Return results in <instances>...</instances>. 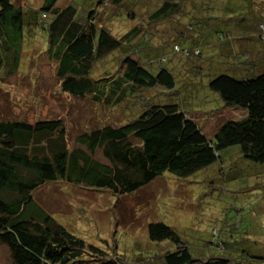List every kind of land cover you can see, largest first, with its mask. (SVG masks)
<instances>
[{
  "label": "trees",
  "instance_id": "trees-1",
  "mask_svg": "<svg viewBox=\"0 0 264 264\" xmlns=\"http://www.w3.org/2000/svg\"><path fill=\"white\" fill-rule=\"evenodd\" d=\"M58 1L42 0L27 23L25 6L0 0V73L10 75L18 69L24 33L34 20L44 33V53L55 62L63 92L110 105L125 101V109L135 106L136 114L119 125L83 130L75 138L77 146L68 143L59 119L26 122L0 114V244L9 252L8 264H129L60 224L37 203L34 192L47 183L65 182L108 190L114 196L131 194L166 171L186 178L220 163L221 153L229 147H237L244 159L263 164L264 24L257 27L258 40L252 45L249 41L245 49L232 33L213 35L205 25L201 5L220 12L225 0H156L145 22L116 36L97 24V9L110 4L122 11L129 0H95L89 10L80 9L76 1L65 6H58ZM132 11H125L129 19ZM164 23H173L174 31L162 27L163 39L150 45L151 29ZM168 37L172 53L181 61L179 72H174V58L169 68L165 55L152 56ZM205 45L227 56L237 73L215 75L208 88L223 102L221 109L244 111L238 119L222 121L211 137L173 99L177 77L190 68L189 61L205 57ZM117 50L124 53L117 72L93 76L94 65ZM142 89H156L158 97L137 94ZM99 153L104 162L97 159ZM147 235L151 241L176 245L164 250L161 264H229L224 256H192L177 231L163 222L149 223ZM151 259L139 258L134 264H153Z\"/></svg>",
  "mask_w": 264,
  "mask_h": 264
},
{
  "label": "rangeland",
  "instance_id": "rangeland-1",
  "mask_svg": "<svg viewBox=\"0 0 264 264\" xmlns=\"http://www.w3.org/2000/svg\"><path fill=\"white\" fill-rule=\"evenodd\" d=\"M14 1L28 9L27 23L30 13L42 2ZM73 1L81 4L78 5L80 9L89 10L95 0H59L58 6ZM155 4L156 0H129L122 11L106 4L97 9L96 22L121 36L131 26L145 22ZM129 8L133 10L130 19L125 15ZM187 8L191 14L192 9ZM121 12L122 16H119ZM81 14H84L83 10ZM201 15L213 35L232 33L234 40L247 49L253 40H258V25L264 24V0H225L220 12L201 5ZM162 27L174 31L173 23L159 24L154 27L156 31L151 29L150 45H159L163 39ZM28 30L24 33L18 69L10 75L0 73L2 118L26 122L59 119L67 130L68 143L77 146L75 138L83 130L103 124L119 125L135 116L137 108L130 105L129 110L125 109V101L110 105L63 92L55 75V62L44 53V33L36 29L34 20L29 23ZM171 42V37L166 38L159 49L153 50L152 56L165 55V64L169 68L174 58V72H179L181 61L177 59L178 54L172 53ZM183 44L180 41V45ZM202 47L205 57L189 61L190 68H184L182 76L177 77L178 89L173 99L211 137L222 121L238 119L244 111L231 107L221 109L223 102L208 88V81L219 73H237L229 65L227 56H220L209 46ZM123 55L117 50L99 61L92 69L93 76L114 75ZM137 94L156 98L158 90L142 89ZM97 159L104 162L100 153ZM220 161L186 178H178L166 171L141 189L121 196H114L104 189L91 190L76 184L54 182L38 188L34 197L75 235L129 264L150 257L153 264H161L160 256L164 250L176 247L169 240L151 241L147 235V226L151 222L171 226L192 256L202 259L224 256L229 258V264H264V163L244 159L237 147L224 150ZM155 253L158 255L152 256ZM9 262V252L0 244V264Z\"/></svg>",
  "mask_w": 264,
  "mask_h": 264
}]
</instances>
